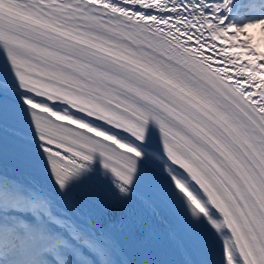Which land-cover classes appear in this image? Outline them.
<instances>
[{
    "label": "snow or ice",
    "instance_id": "6c2138e0",
    "mask_svg": "<svg viewBox=\"0 0 264 264\" xmlns=\"http://www.w3.org/2000/svg\"><path fill=\"white\" fill-rule=\"evenodd\" d=\"M257 28L264 5L238 0H0V148L28 168L0 169V264H121L92 223L117 209L166 218L185 264H264Z\"/></svg>",
    "mask_w": 264,
    "mask_h": 264
},
{
    "label": "bare ground",
    "instance_id": "6f19581e",
    "mask_svg": "<svg viewBox=\"0 0 264 264\" xmlns=\"http://www.w3.org/2000/svg\"><path fill=\"white\" fill-rule=\"evenodd\" d=\"M239 1H241V0H239ZM233 2L235 3L236 1L233 0ZM263 3H264V1H263ZM258 4L262 5V3L260 1ZM250 35H252L255 38L256 42L264 41V33H262L259 28L250 30ZM0 169H2L3 171H5L9 174H17V175L27 174L25 172H21V171H18V170L11 168V167H6V166H0ZM96 169H97V171L101 170V168H98V167H96ZM80 211L85 216L92 215V212L87 208V206L81 207ZM153 217L159 222L163 221V219L161 217H156V216H153ZM92 223H93L94 227L97 229L108 230L106 227H104L102 225V222L95 215H92ZM115 240H116L118 247L121 249V256H120L121 264H135L130 259V258H132L131 255H133L132 252H130L129 250H125L122 246V243L120 241H118L116 238H115ZM137 253H138V255H140L143 258L145 263L148 262V260H149L148 259V252L144 247L137 249Z\"/></svg>",
    "mask_w": 264,
    "mask_h": 264
}]
</instances>
